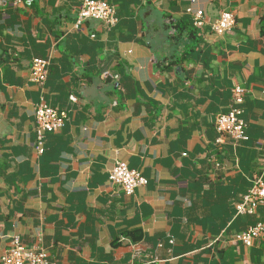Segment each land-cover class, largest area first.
<instances>
[{
  "label": "crops",
  "instance_id": "crops-1",
  "mask_svg": "<svg viewBox=\"0 0 264 264\" xmlns=\"http://www.w3.org/2000/svg\"><path fill=\"white\" fill-rule=\"evenodd\" d=\"M82 1H0V263L18 238L52 264H129L134 250L155 264H264V235L235 240L264 223V206L235 215L264 178V0H103L117 23L76 28ZM221 12L235 23L215 34ZM175 23L195 35L170 39ZM33 58L48 61L42 87ZM235 86L248 139L217 142ZM42 93L66 117L37 154ZM117 161L147 183L126 195L108 179Z\"/></svg>",
  "mask_w": 264,
  "mask_h": 264
},
{
  "label": "built area",
  "instance_id": "built-area-1",
  "mask_svg": "<svg viewBox=\"0 0 264 264\" xmlns=\"http://www.w3.org/2000/svg\"><path fill=\"white\" fill-rule=\"evenodd\" d=\"M192 12V9H188ZM86 20H98L103 22L108 28L117 23L115 7L103 0H83L79 6L75 27H79ZM203 11L198 10L193 13V26L201 28L204 25ZM235 23L232 12H221L219 16L210 24L212 32L223 34L231 29ZM48 61L42 58H33L30 66L31 81L40 85L44 84L47 78ZM43 92V88H42ZM244 90L235 86L232 89V104L225 113L217 114L215 118V130L219 134L220 141L223 137H229L235 141H245L246 124L241 117L240 105L243 102ZM75 100L74 96H70ZM66 114L64 111L52 107L40 95V101L36 105L35 118V150L37 154L44 152V138L47 133L60 130L65 123ZM109 181L122 187L126 195H131L137 186L145 185L147 179L135 170L129 169L125 163L117 161L113 164L108 174ZM260 206H264V178L262 175H254L251 186L243 197L235 204V215H254ZM264 235V223L256 221L248 226L244 231L235 236V240L243 246H252ZM137 258V260H136ZM0 264H52L46 259L43 251L25 248L18 238H14L8 251L2 256ZM129 264H155L152 257L140 258L137 250L132 251Z\"/></svg>",
  "mask_w": 264,
  "mask_h": 264
},
{
  "label": "trees",
  "instance_id": "trees-1",
  "mask_svg": "<svg viewBox=\"0 0 264 264\" xmlns=\"http://www.w3.org/2000/svg\"><path fill=\"white\" fill-rule=\"evenodd\" d=\"M170 27H172V29L175 32L174 34H172L173 36H169V38L175 41L180 37V35H182L183 31H187L188 35H191V36L195 35V30H193L192 28H189L187 24L175 23V24H172Z\"/></svg>",
  "mask_w": 264,
  "mask_h": 264
},
{
  "label": "water",
  "instance_id": "water-1",
  "mask_svg": "<svg viewBox=\"0 0 264 264\" xmlns=\"http://www.w3.org/2000/svg\"><path fill=\"white\" fill-rule=\"evenodd\" d=\"M0 1H3L4 3L8 2V0H0Z\"/></svg>",
  "mask_w": 264,
  "mask_h": 264
}]
</instances>
